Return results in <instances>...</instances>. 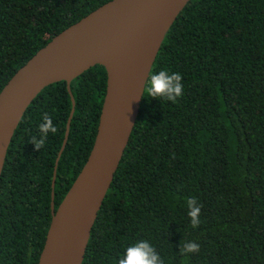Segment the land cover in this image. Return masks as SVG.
<instances>
[{
	"label": "trees",
	"instance_id": "16d2710c",
	"mask_svg": "<svg viewBox=\"0 0 264 264\" xmlns=\"http://www.w3.org/2000/svg\"><path fill=\"white\" fill-rule=\"evenodd\" d=\"M104 1L0 0V88L52 35ZM161 69L182 74L184 94L171 103L141 93L80 264H114L139 240L154 245L164 264H264V0H187L148 74ZM67 85H44L7 142L0 264H35L50 191L55 207L90 149L104 67L89 66ZM44 113L57 132L37 150L29 141L39 139ZM189 198L202 205L197 228L187 216ZM187 241L200 251L181 255Z\"/></svg>",
	"mask_w": 264,
	"mask_h": 264
},
{
	"label": "water",
	"instance_id": "95a60500",
	"mask_svg": "<svg viewBox=\"0 0 264 264\" xmlns=\"http://www.w3.org/2000/svg\"><path fill=\"white\" fill-rule=\"evenodd\" d=\"M187 0H106L38 47L0 88V170L11 132L47 83L68 82L94 64L105 70L95 133L50 219L35 264H80L89 229L135 120L163 35ZM72 100V96H70ZM72 106L66 119L68 124ZM67 130L54 160V166ZM54 172L50 185H53Z\"/></svg>",
	"mask_w": 264,
	"mask_h": 264
},
{
	"label": "clouds",
	"instance_id": "9594fccd",
	"mask_svg": "<svg viewBox=\"0 0 264 264\" xmlns=\"http://www.w3.org/2000/svg\"><path fill=\"white\" fill-rule=\"evenodd\" d=\"M182 79V74L170 72L167 69H161L158 73L148 74L143 86L142 95L151 99L177 103L179 98L184 94ZM42 121L37 126L39 139H37V136H32L29 141L37 150L45 145L49 132L52 134L57 132V127L53 124L51 117L47 113L42 115ZM186 207L191 227H199L202 205L199 204L197 199L189 198L186 201ZM199 251L200 245L195 241L180 242L179 253L183 256L195 254ZM114 264H164V261L156 251L154 245L147 240H139L127 246Z\"/></svg>",
	"mask_w": 264,
	"mask_h": 264
},
{
	"label": "bare ground",
	"instance_id": "6f19581e",
	"mask_svg": "<svg viewBox=\"0 0 264 264\" xmlns=\"http://www.w3.org/2000/svg\"><path fill=\"white\" fill-rule=\"evenodd\" d=\"M5 141H6V135L4 136V138H3V142H2L1 145H0V149H1L2 146L4 145Z\"/></svg>",
	"mask_w": 264,
	"mask_h": 264
}]
</instances>
